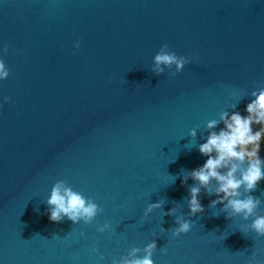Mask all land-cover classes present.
Wrapping results in <instances>:
<instances>
[{
	"label": "water",
	"instance_id": "water-1",
	"mask_svg": "<svg viewBox=\"0 0 264 264\" xmlns=\"http://www.w3.org/2000/svg\"><path fill=\"white\" fill-rule=\"evenodd\" d=\"M264 0H0V264H264Z\"/></svg>",
	"mask_w": 264,
	"mask_h": 264
},
{
	"label": "rangeland",
	"instance_id": "rangeland-1",
	"mask_svg": "<svg viewBox=\"0 0 264 264\" xmlns=\"http://www.w3.org/2000/svg\"><path fill=\"white\" fill-rule=\"evenodd\" d=\"M264 139V127H260V130L256 137L251 139H245L243 145L240 147V151L245 154L247 157H250L255 153L259 145ZM250 148V152L245 153V149Z\"/></svg>",
	"mask_w": 264,
	"mask_h": 264
},
{
	"label": "trees",
	"instance_id": "trees-1",
	"mask_svg": "<svg viewBox=\"0 0 264 264\" xmlns=\"http://www.w3.org/2000/svg\"><path fill=\"white\" fill-rule=\"evenodd\" d=\"M250 152V148H247V149H245V153H249Z\"/></svg>",
	"mask_w": 264,
	"mask_h": 264
}]
</instances>
